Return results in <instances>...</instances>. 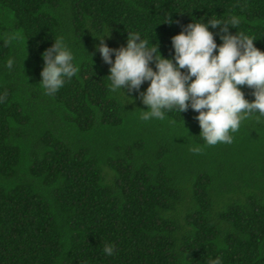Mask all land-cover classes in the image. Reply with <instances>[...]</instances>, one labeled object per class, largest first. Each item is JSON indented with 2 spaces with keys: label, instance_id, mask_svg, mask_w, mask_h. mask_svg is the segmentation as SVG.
<instances>
[{
  "label": "trees",
  "instance_id": "1",
  "mask_svg": "<svg viewBox=\"0 0 264 264\" xmlns=\"http://www.w3.org/2000/svg\"><path fill=\"white\" fill-rule=\"evenodd\" d=\"M264 0H0V264H264Z\"/></svg>",
  "mask_w": 264,
  "mask_h": 264
},
{
  "label": "rangeland",
  "instance_id": "2",
  "mask_svg": "<svg viewBox=\"0 0 264 264\" xmlns=\"http://www.w3.org/2000/svg\"><path fill=\"white\" fill-rule=\"evenodd\" d=\"M255 79L260 80L264 84V72L261 74L257 75Z\"/></svg>",
  "mask_w": 264,
  "mask_h": 264
}]
</instances>
